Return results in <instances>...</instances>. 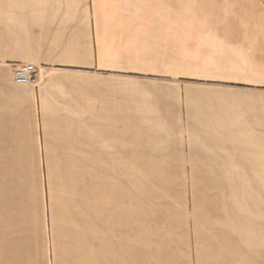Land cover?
<instances>
[{"label": "crops", "instance_id": "obj_1", "mask_svg": "<svg viewBox=\"0 0 264 264\" xmlns=\"http://www.w3.org/2000/svg\"><path fill=\"white\" fill-rule=\"evenodd\" d=\"M190 1L200 13L174 17L188 25L171 34V15L154 9L158 0H0V264L62 260V248L53 246L43 188L47 114L77 112L80 101L111 102L117 88L120 101L127 102L128 85L159 77L170 52L178 53L173 46L183 54L215 48L214 59L202 56L199 62L231 71L233 84L259 93L258 107L252 112L251 105L247 113L264 114V0ZM198 36L204 42H196ZM18 63L39 69L36 86L13 82ZM257 135L264 145V131ZM86 167L77 158L61 168L63 211L89 216L100 244L94 262L129 254L143 259V242L149 240L168 247L162 230L171 228L151 224L148 236L136 224L142 214L127 206L126 167L105 155L85 184Z\"/></svg>", "mask_w": 264, "mask_h": 264}, {"label": "rangeland", "instance_id": "obj_2", "mask_svg": "<svg viewBox=\"0 0 264 264\" xmlns=\"http://www.w3.org/2000/svg\"><path fill=\"white\" fill-rule=\"evenodd\" d=\"M193 4L153 5L171 15L172 34L188 25L174 17L200 13ZM171 50L178 53L170 52L159 77L128 85L127 102L117 88L111 102L80 101L77 112L47 114L43 188L53 246L63 250L59 264H264V145L256 136L264 131V114L247 113L258 107L259 93L233 84L231 71L199 62L216 57L213 47ZM105 155L127 168L126 203L141 210L140 229L152 236L153 227L171 228L162 230L167 248L149 240L143 259L129 254L94 262L100 244L89 216L63 211L61 168L81 158L86 184Z\"/></svg>", "mask_w": 264, "mask_h": 264}, {"label": "built area", "instance_id": "obj_3", "mask_svg": "<svg viewBox=\"0 0 264 264\" xmlns=\"http://www.w3.org/2000/svg\"><path fill=\"white\" fill-rule=\"evenodd\" d=\"M39 69L32 63L15 64L12 71V80L16 84L36 86Z\"/></svg>", "mask_w": 264, "mask_h": 264}]
</instances>
